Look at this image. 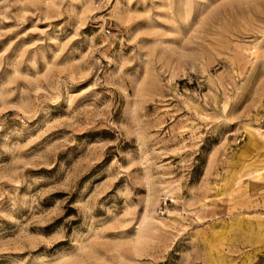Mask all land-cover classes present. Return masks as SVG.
<instances>
[{
  "label": "rangeland",
  "instance_id": "obj_1",
  "mask_svg": "<svg viewBox=\"0 0 264 264\" xmlns=\"http://www.w3.org/2000/svg\"><path fill=\"white\" fill-rule=\"evenodd\" d=\"M0 264H264V0H0Z\"/></svg>",
  "mask_w": 264,
  "mask_h": 264
}]
</instances>
